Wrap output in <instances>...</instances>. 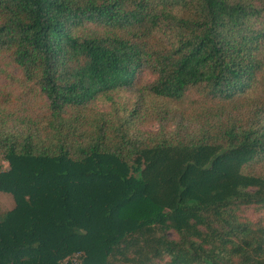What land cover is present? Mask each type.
<instances>
[{
  "label": "trees",
  "instance_id": "16d2710c",
  "mask_svg": "<svg viewBox=\"0 0 264 264\" xmlns=\"http://www.w3.org/2000/svg\"><path fill=\"white\" fill-rule=\"evenodd\" d=\"M0 159V264H264V0H0Z\"/></svg>",
  "mask_w": 264,
  "mask_h": 264
},
{
  "label": "rangeland",
  "instance_id": "374dc122",
  "mask_svg": "<svg viewBox=\"0 0 264 264\" xmlns=\"http://www.w3.org/2000/svg\"><path fill=\"white\" fill-rule=\"evenodd\" d=\"M10 70H13L12 67H10ZM104 104V101H99V105L102 106ZM108 103L105 102V105H107ZM153 129H156L155 126L151 127L150 129L148 130H153ZM147 130V129H146ZM7 168V163L5 161H2L0 159V170L1 171H5ZM12 208V199L9 198V197H5L3 196L2 194H0V211H6L8 209ZM74 257L71 259L72 260V263L76 264L77 261H74L73 260ZM76 260V259H75Z\"/></svg>",
  "mask_w": 264,
  "mask_h": 264
}]
</instances>
